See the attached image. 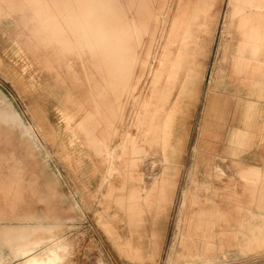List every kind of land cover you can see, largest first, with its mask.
Instances as JSON below:
<instances>
[{
	"label": "rangeland",
	"instance_id": "rangeland-1",
	"mask_svg": "<svg viewBox=\"0 0 264 264\" xmlns=\"http://www.w3.org/2000/svg\"><path fill=\"white\" fill-rule=\"evenodd\" d=\"M35 1L33 4L32 0H0V186L4 179H10L7 182L12 188L11 196L0 188V264H264V248L248 244L250 233L243 229L242 219L235 229L237 202H243V198L234 183L227 181L238 175L227 151L219 150L221 135L216 133L214 151L202 148L201 144L203 141L205 146L209 140L211 143L212 138L204 103L214 68L227 65L229 52L234 45L243 46L244 35L250 36L251 41L258 38L259 22L243 20L264 21V0H242L234 5H230L231 0H198L199 4L187 15L188 30L181 42L173 33L179 21L173 16L177 0H167L162 9L158 5L160 0H153L149 16L143 13L140 0L130 5L127 2L133 0H102L107 5L101 7L108 10L123 7V14L112 16V23L125 25L126 32L117 35V41L122 37L125 56L138 61L139 66L157 22L153 18L157 17L159 24L149 75L147 72L126 100L125 119L118 121L119 132L110 143L111 175L100 187L107 166L102 163V156L92 152L84 141L105 135L94 100L103 111L113 108V95L107 90L105 58L92 44L74 49L83 37L84 21L73 0ZM170 24L172 61L185 57L189 63L194 56L202 70L197 101L193 105L185 97L186 115L174 136L176 142H182L185 168L174 181L166 213L158 219L148 216V231L128 230L124 218H112L117 229H104L101 212L121 213L111 186L121 184L132 170L141 174L142 179L128 180V186L136 183L144 189L161 176L166 166L161 144L145 143L133 133L138 131L136 114L144 106L154 79L158 64L154 56L162 52ZM59 25L63 30L60 34ZM192 26L196 29V41L191 40ZM236 32L240 34L237 37ZM261 35L258 44L264 46V29ZM61 37L70 41V50L62 46ZM232 58L235 60L234 54ZM87 76H95L98 81L90 83ZM178 88L179 84L172 93V101ZM84 104L92 109L84 113ZM75 109H81L77 111L80 115L72 114ZM84 118L97 121L93 132L84 127ZM243 152L240 150L236 156L244 157ZM96 162L103 172L98 181L88 178L91 172L87 167ZM204 163H209L210 168L220 165L226 171L223 176H214L215 184L221 187V229L214 249L217 256L193 261L191 249L179 244V232L184 226L180 207L183 191L193 185V178L206 180ZM42 176L47 182H54V178L60 182L57 193L47 187L26 188L19 193L20 183H35ZM58 195L60 201L55 200ZM197 207H188L187 211L193 213ZM153 228L162 230L152 233ZM242 234L248 244L245 249ZM161 241L160 255L152 261Z\"/></svg>",
	"mask_w": 264,
	"mask_h": 264
},
{
	"label": "crops",
	"instance_id": "crops-1",
	"mask_svg": "<svg viewBox=\"0 0 264 264\" xmlns=\"http://www.w3.org/2000/svg\"><path fill=\"white\" fill-rule=\"evenodd\" d=\"M73 1L78 5L84 21L83 37L77 44L74 43V49L91 44L96 47L105 58L107 90L110 91L109 94L113 95L111 99L113 108L103 111L99 109L100 103L97 100H94L95 103H93L98 110L99 118L102 120L100 125L105 129V135L99 136V138L94 136L95 141L86 139L84 141L92 152L102 156V163L107 166L100 181V187L106 180H109L111 175L113 147L110 143L119 132L118 121L121 122L125 119L126 100L133 95L135 89L138 88V84L148 72L150 59L154 54L155 32L159 20L157 17L153 18L157 22L154 23L151 32L152 38L147 44L146 52L139 66L138 61H132L130 57L125 56L126 44L122 37L120 42L117 41L116 36L123 35L125 25L112 23L114 21L112 16L122 15L123 7L108 10L107 7H101L104 3L107 5V2L102 0ZM134 1L127 3L130 5ZM166 1H159V9L163 8ZM140 2L144 6L143 13L149 16V5L153 3V0H140ZM32 3L37 2L32 0ZM198 4V0H177L173 16L176 15L179 21L175 27L176 29L173 28V33L178 42L184 41V36L188 30L187 15ZM243 21L245 23L259 22L258 38L256 36V39L251 41L249 35V38L244 35L243 46L234 45L233 50L229 52L227 65L214 68L204 103L205 118L211 124L210 135H212V138L211 143H209V140L206 141L205 146L203 141L201 144L202 148L214 151L216 140H218L216 133L221 135L218 143L219 150L222 148L223 151H227L226 153L233 160V165L236 166L234 168L238 175V178L230 176L227 181L234 183L235 190L241 191L240 196L243 198V202H237L235 211L237 226L235 229H238L239 225L243 223V229L250 233L248 244L253 247L264 248V46L258 44L262 36V29H264V21L262 19L254 21L244 19ZM233 30L235 32V29ZM62 31L59 25L57 33L60 34ZM170 31H172L171 24L162 52L154 56L155 59H158L154 79L145 95L144 106L136 114L138 131L133 133V136L145 143L151 145L161 144L166 166L161 176L156 177L144 189L136 183L129 185V189L128 180L139 181L142 179L141 174H135L132 170L129 171L127 179L121 184L111 186L115 196L114 200L121 206V213L116 211L101 214V212L100 220L104 229H117L112 222V218H124L127 221L128 230L148 231L146 225L148 216L150 215L152 219H158L166 213L167 205L171 202L174 181H176L177 175L184 171L186 162L182 158L181 149L183 145L182 142H176L174 136L178 123H181L186 115L185 97L187 96L188 100L193 102V105L197 101L198 80L202 70L199 68L201 63L195 61L194 56H192L189 63L185 57H179L176 61H172L174 49L170 48L172 45ZM195 31V27L192 26V41H196ZM234 34L235 37L240 35L238 32ZM59 41L65 49L71 47L68 39L61 37ZM233 54L235 60L232 58ZM112 61L114 65H112ZM87 78L90 83L98 81L95 76H87ZM178 84V94L172 101V93ZM90 109H92V106L83 105L84 113L90 111ZM80 110L75 109L76 112L72 114L74 116L80 115V113H77ZM83 121L88 125L87 127L84 124L87 130H95L93 127H96L97 121L91 122L85 118ZM240 150L244 151V157L236 156ZM86 165L84 164L85 174ZM99 165L96 162L90 163V168L87 167L89 169L88 173L91 172V178L88 177L89 179L98 181L101 178L103 172H101ZM204 165H207L206 172L203 171L206 180L199 181L193 178V185L188 186L183 191L180 207V216L184 226L179 232V244L191 249L194 255L193 261L197 260L198 257L204 259V256H217L214 249L218 246L221 229V187L215 184L214 176H223L226 171L217 164L214 168L208 167L209 163H204ZM43 176L36 179L35 183H20L19 193L21 194L26 188L46 190V187L57 193L60 182L55 178L54 182L52 180L47 182ZM9 180L4 179L0 188L10 193L11 196L12 188L7 182ZM16 187L15 185L14 189ZM122 189H124V192ZM201 189L206 190V194L201 193ZM55 197L56 201L62 199L59 195ZM40 202L45 206L44 201L40 200ZM193 206L198 207L193 213H189L187 211L188 207ZM106 215L107 217L103 219ZM228 216H230L229 212ZM241 219L243 220L242 223ZM159 230H162V228H153L151 232L154 233V231ZM161 243L162 241L160 242L158 255L152 261H155L160 255ZM147 260L151 259L147 258Z\"/></svg>",
	"mask_w": 264,
	"mask_h": 264
},
{
	"label": "bare ground",
	"instance_id": "bare-ground-1",
	"mask_svg": "<svg viewBox=\"0 0 264 264\" xmlns=\"http://www.w3.org/2000/svg\"><path fill=\"white\" fill-rule=\"evenodd\" d=\"M244 2H246V3H249L250 1L249 0H243ZM242 0H231V4L230 5H234L236 2L237 3H240V2H243ZM262 3H264V2H262ZM229 5V6H230ZM236 6V5H235ZM240 6V5H239ZM262 6V5H261ZM175 16V15H174ZM194 16L195 17H197L198 16V13L196 12V13H194ZM176 20H178V19H176ZM173 22V21H172ZM177 23V22H176ZM172 24V23H171ZM174 28H175V26H174ZM176 29V28H175ZM129 189H130V186H129ZM124 189H122V191H123ZM117 192H119V191H117ZM124 192V191H123ZM116 193V192H115ZM124 194V193H123ZM125 195V194H124ZM242 240H243V246H242V248L243 249H245L246 248V246L248 245L246 242H247V240H246V237L242 234Z\"/></svg>",
	"mask_w": 264,
	"mask_h": 264
}]
</instances>
